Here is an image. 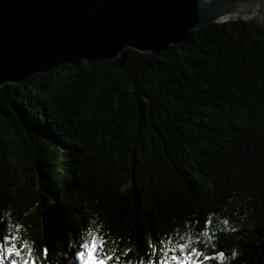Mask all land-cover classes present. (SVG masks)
I'll return each mask as SVG.
<instances>
[{
	"label": "trees",
	"instance_id": "16d2710c",
	"mask_svg": "<svg viewBox=\"0 0 264 264\" xmlns=\"http://www.w3.org/2000/svg\"><path fill=\"white\" fill-rule=\"evenodd\" d=\"M88 231L121 264H151L173 236L211 264H264V26L214 24L0 90V237L68 264Z\"/></svg>",
	"mask_w": 264,
	"mask_h": 264
},
{
	"label": "water",
	"instance_id": "95a60500",
	"mask_svg": "<svg viewBox=\"0 0 264 264\" xmlns=\"http://www.w3.org/2000/svg\"><path fill=\"white\" fill-rule=\"evenodd\" d=\"M233 21L264 26V0H0V90L128 50L156 56Z\"/></svg>",
	"mask_w": 264,
	"mask_h": 264
},
{
	"label": "snow or ice",
	"instance_id": "6c2138e0",
	"mask_svg": "<svg viewBox=\"0 0 264 264\" xmlns=\"http://www.w3.org/2000/svg\"><path fill=\"white\" fill-rule=\"evenodd\" d=\"M227 223V222H225ZM207 227V224L205 225ZM211 240L213 234L204 233ZM0 264L11 258V264H35L31 254V246L20 236L11 234L0 237ZM112 241L106 239L99 232L88 231L84 237H79L77 246L79 251L75 254L79 264H121L120 256L115 249L109 247ZM199 240L193 241L191 237L177 238L165 237L159 240V247L153 249V255L158 256L151 264H211L217 257L197 247ZM48 250L45 249L47 256ZM223 260V253L219 254ZM131 264V261H124ZM137 264H144L137 261Z\"/></svg>",
	"mask_w": 264,
	"mask_h": 264
},
{
	"label": "rangeland",
	"instance_id": "374dc122",
	"mask_svg": "<svg viewBox=\"0 0 264 264\" xmlns=\"http://www.w3.org/2000/svg\"><path fill=\"white\" fill-rule=\"evenodd\" d=\"M69 257H66V260L69 261L68 264H79V261L76 259V253L78 250L74 247L68 248Z\"/></svg>",
	"mask_w": 264,
	"mask_h": 264
}]
</instances>
